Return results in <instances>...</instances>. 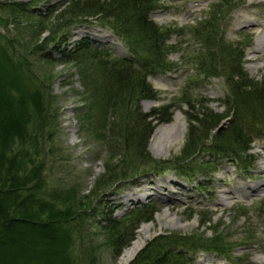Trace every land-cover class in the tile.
<instances>
[{
    "label": "rangeland",
    "instance_id": "374dc122",
    "mask_svg": "<svg viewBox=\"0 0 264 264\" xmlns=\"http://www.w3.org/2000/svg\"><path fill=\"white\" fill-rule=\"evenodd\" d=\"M16 1L29 3L31 0ZM67 1L37 0V12L20 19L3 6L0 33L25 45L34 74L43 79V85H48L44 93L49 96L51 125L43 136L42 176L50 187L72 192L78 201L89 195L95 180L106 174L104 165L109 152L116 155L111 160L112 167L124 166L126 162V170L141 168L146 160L132 157V153L119 150L121 148L115 149L113 140L108 142L106 128L111 111L107 109L108 117L103 112L104 68L99 62L84 56L63 62L52 52L55 60L50 63L32 46L34 36L46 27L39 35V40L46 42L41 53L51 52L52 46L60 41L65 40L70 48L75 42L88 40L115 57L128 55L125 39L112 29L109 20H99L104 14L87 18L71 17L64 14V10L51 14L53 7ZM149 16L165 33L163 45L167 48L159 57L160 67L146 73V82L155 98L138 100L132 93L125 106L126 103L131 108L135 106L141 113L158 110V115L164 109L161 112L170 114L169 121L156 128L171 124L175 116L179 121L157 140L152 138L155 128L148 140L146 152L151 159L163 164L162 167L145 169L89 199L93 208L86 218L78 221L79 238L73 250L77 264H118L120 254L133 240L114 257L110 236L97 228L98 221L105 213L117 221L132 224L137 218L130 217L131 212L143 206L153 207L155 213L152 221L138 222L134 230L133 239H136L137 230L142 225H150L148 238L139 251L151 242L156 251L168 248L169 237L175 235L202 244L190 254L189 264H264V192L252 191L264 182L260 172L264 166V111L249 106L256 113L252 116L246 104L234 114L235 101L225 80L227 67H232L226 51L228 46L241 57L248 81L257 83V87L264 86V52H253L258 39L264 37V0H158ZM206 21H211L209 27L203 25ZM209 53L213 54L219 72L215 76L206 72ZM143 62L144 59L139 61V65ZM203 112L224 117L217 130L226 128L235 115L251 139L250 150L242 155L237 148L225 145L222 154L210 155L208 151L215 135L211 131L203 146L197 147L200 151L183 159L188 117ZM123 118L121 122L125 125L127 115ZM181 131L183 137L179 138ZM177 162L188 170L175 169ZM148 180L169 184L166 183L167 189L157 188L158 191L147 198L133 202L124 200L128 192L135 196L141 194L145 185L142 181ZM164 213L166 217L161 219ZM125 239L126 236L122 237L120 243ZM210 241L216 242L219 253L204 245Z\"/></svg>",
    "mask_w": 264,
    "mask_h": 264
},
{
    "label": "trees",
    "instance_id": "16d2710c",
    "mask_svg": "<svg viewBox=\"0 0 264 264\" xmlns=\"http://www.w3.org/2000/svg\"><path fill=\"white\" fill-rule=\"evenodd\" d=\"M157 1L68 0L62 6L52 8L51 14L64 10V14L71 17L87 18L104 14L99 20H109L112 29L125 39L128 48L125 57H115L109 50L99 49L88 40L75 42L70 48L65 40L60 41L52 46L51 52L41 53L46 42L44 39L40 41L39 35L46 27L31 41L37 53L41 57L45 56L44 60L50 63L55 60L52 52L57 53L59 61L63 62L74 60V57L82 59L83 56L99 62L104 68L101 82L105 106H102L105 109L103 112L108 117L107 109L111 111L106 128L108 142L113 140L115 149L121 148L119 150L132 153V157H143L146 160L141 168L126 170V162L124 166L112 167L111 160L116 155L109 152L104 165L106 174L95 180L89 195L78 201L72 192L50 187L42 176L43 136L45 129L51 125L48 115L49 96L47 92L44 93L48 85H43V79L34 74L28 57L30 52L25 45L0 33V264H77L73 250L79 238L78 221L86 218L87 212L92 210L89 199L102 189L132 179L145 169L163 166L149 157L146 147L153 130L158 124L168 122L170 114L161 112L164 109L159 115L158 110L154 109L141 113L134 109L135 106L131 108L128 103L125 106L128 95L132 93L138 100L155 98V93L146 82V75L160 67L159 57L167 51L163 45L165 33L149 16ZM28 2L2 1L0 8L8 7L11 15L20 19L37 12V0ZM210 24L211 21L203 22L207 27ZM226 49L232 67H227L229 70L225 73V80L235 101L234 114L246 104L252 116L256 113L250 108L258 107L264 111V86L257 87V83L248 81L241 66V57L231 52L228 46ZM142 59L144 62L139 65ZM206 59L209 60L206 72L215 76L219 72L213 54L209 53ZM125 115L128 122L122 125ZM223 118L212 112L189 115L183 159L193 156L197 147L203 146L211 131L215 135L210 143V155L222 154L225 145L237 148L242 155L250 150L251 139L235 115L226 128L217 130ZM178 164H175V169L184 172L188 170ZM154 213L155 209L151 206L137 208L130 214V217L137 218V223L132 224L117 221L104 213L97 228L110 236L114 257L133 240L138 222L152 221ZM125 236L126 239L120 243ZM169 238L168 248L161 247L156 251L154 242H151L129 264H189L190 254L197 246H202L201 243H193L188 237L172 235ZM215 244V241H210L204 245L207 248L211 246V250L219 253L221 250Z\"/></svg>",
    "mask_w": 264,
    "mask_h": 264
},
{
    "label": "bare ground",
    "instance_id": "6f19581e",
    "mask_svg": "<svg viewBox=\"0 0 264 264\" xmlns=\"http://www.w3.org/2000/svg\"><path fill=\"white\" fill-rule=\"evenodd\" d=\"M254 53H261L264 52V37H261L258 39L256 46L253 49ZM179 121L178 117L175 116L174 117V121L171 124H167V125H162L157 127L153 134H152V138L153 139H160L161 137H163V135L165 133H169L171 127L177 123ZM183 137V133L182 131L179 134V138ZM176 140V137L173 138V141ZM171 141V143L173 142ZM260 172L264 175V166L260 169ZM146 181V180H145ZM143 184H145L141 190V194L138 195H134V193H126V195H124V200L129 201V202H133L136 199H140V198H147L150 195H152V192H156L158 191L157 188L159 189H167L166 187V183L169 184V182L163 181L160 183H155L153 181L148 180L147 182L142 181ZM151 184L153 185V187L151 186ZM253 192L256 193H261L264 192V182L258 186H256L253 190ZM245 192V191H244ZM222 201L224 202V199H222ZM166 217V214L164 213L162 215L161 219H164ZM150 225L149 224H145L142 225L137 232L139 233V236L136 239H133V241L130 243V245L128 247H126L122 253L120 254L119 258H118V264H126L128 261H130L137 253L138 251L143 247L146 239L148 238L147 236V232L149 229ZM141 233V236H140ZM201 264V262L199 263Z\"/></svg>",
    "mask_w": 264,
    "mask_h": 264
}]
</instances>
